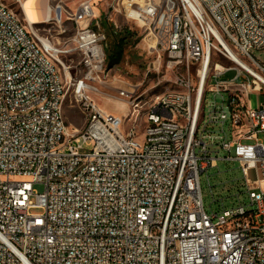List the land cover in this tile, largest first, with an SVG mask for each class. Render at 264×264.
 <instances>
[{
    "label": "built area",
    "instance_id": "1",
    "mask_svg": "<svg viewBox=\"0 0 264 264\" xmlns=\"http://www.w3.org/2000/svg\"><path fill=\"white\" fill-rule=\"evenodd\" d=\"M24 1L0 0V264H264V104L248 99L264 89V62L252 54L264 49V0H238L237 9L229 0H83L72 11L59 4L49 20L72 21L68 41L19 13ZM103 2L107 15L148 32L154 69L166 67L173 75L164 78L186 84L185 94L132 102L138 88L107 66L97 28ZM74 55L76 73L64 62ZM221 55L248 81L221 80L229 68L220 63L214 83L197 79ZM114 82L134 109L125 130L96 100ZM42 97L52 105L26 113ZM66 104L85 116L82 128L71 126ZM207 106L208 117H198ZM215 145L240 162L249 205L206 211L201 174L217 166Z\"/></svg>",
    "mask_w": 264,
    "mask_h": 264
},
{
    "label": "rangeland",
    "instance_id": "2",
    "mask_svg": "<svg viewBox=\"0 0 264 264\" xmlns=\"http://www.w3.org/2000/svg\"><path fill=\"white\" fill-rule=\"evenodd\" d=\"M83 0H63L50 1V7L56 8L59 4L69 11L75 10L80 2ZM11 3L12 0H6ZM104 2L98 4L101 9L100 17L98 19L100 25L97 28L106 35V49H107V66L111 69L112 75L124 80L128 84H132L138 88V95H144L143 102H148V105L157 101L158 97L171 90H177L178 87L174 81L167 80L173 74L166 73V67L161 69L158 73L154 69V62L156 55L152 53L148 46V32L140 25L126 20L124 16L116 12L107 15L104 8ZM11 6H16L11 4ZM19 9V7H18ZM19 11V10H18ZM52 13V9H51ZM54 13V12H53ZM52 13V14H53ZM42 31H47L55 40L59 38L61 41H68L75 33V26L66 16L63 17V24L59 26L56 22L42 24ZM61 30H65L64 34H59ZM123 40L124 45L120 46L119 42ZM253 56L264 62V49H254ZM79 61V56L74 55L64 59L66 64L71 65V70L76 73L75 65ZM218 63L226 66L229 70L220 77L221 80L232 81L235 87H239L243 82L248 81L245 76L239 75V67L224 56H216L213 60L212 69H218ZM196 73V69H192ZM216 77H212L211 83L216 81ZM121 83L114 82L110 90L104 96H96V100L100 106L110 113L120 116L126 124L123 129H128L134 123L132 116L134 109L126 101L118 98L116 88L121 86ZM249 103L256 108L260 104H264V89L262 91L252 92L249 97ZM214 100V95L207 94V104ZM221 102V99H218ZM209 114V106L202 117L206 118ZM65 115L72 127L76 126L82 128L85 123V116L77 109L72 108L69 104L65 106ZM144 117V114L140 118ZM216 127V126H215ZM213 125H211V129ZM217 128V127H216ZM229 129L228 126L226 127ZM210 129V131H212ZM215 134H219L218 130H214ZM261 137H264L262 134ZM212 156L218 157L217 166L209 167L207 171L201 174V187L203 193L204 206L208 213L220 212L224 208H232L240 202L247 205L250 204L249 192L246 187L244 173L241 164L238 160H229L225 157L229 153L222 150L218 146H213ZM234 156V151H232ZM251 177H255V172L251 171ZM35 189L39 193L45 191L43 184H36ZM35 200V198H33ZM40 212V210H34Z\"/></svg>",
    "mask_w": 264,
    "mask_h": 264
},
{
    "label": "bare ground",
    "instance_id": "3",
    "mask_svg": "<svg viewBox=\"0 0 264 264\" xmlns=\"http://www.w3.org/2000/svg\"><path fill=\"white\" fill-rule=\"evenodd\" d=\"M238 0H229V9H237ZM19 13H26L27 17L32 22H38V26L42 24L50 23V18L53 17L51 13V7L49 0H25L24 4H18ZM232 55L238 59L237 55L227 45ZM74 53H81V43H73ZM213 60L210 59L209 63L204 69H198L197 79L211 80L213 76ZM174 84L178 87L177 90H171L162 95V97L169 94H185L186 84H179L174 81ZM144 95H138V93L132 94V102H139L140 105H148V102H143ZM158 98H161L160 96ZM181 104L190 105V95L181 96ZM52 105V97H42L39 101L32 102V105L26 106V113H38L43 109ZM203 113H198V117H202Z\"/></svg>",
    "mask_w": 264,
    "mask_h": 264
},
{
    "label": "trees",
    "instance_id": "4",
    "mask_svg": "<svg viewBox=\"0 0 264 264\" xmlns=\"http://www.w3.org/2000/svg\"><path fill=\"white\" fill-rule=\"evenodd\" d=\"M119 45H120V46L124 45V41L121 40V41L119 42Z\"/></svg>",
    "mask_w": 264,
    "mask_h": 264
},
{
    "label": "crops",
    "instance_id": "5",
    "mask_svg": "<svg viewBox=\"0 0 264 264\" xmlns=\"http://www.w3.org/2000/svg\"><path fill=\"white\" fill-rule=\"evenodd\" d=\"M74 127H76V126H74Z\"/></svg>",
    "mask_w": 264,
    "mask_h": 264
}]
</instances>
